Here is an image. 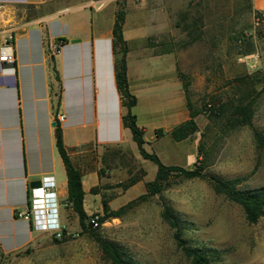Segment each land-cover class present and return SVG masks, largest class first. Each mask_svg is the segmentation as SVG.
I'll list each match as a JSON object with an SVG mask.
<instances>
[{"label": "rangeland", "instance_id": "rangeland-1", "mask_svg": "<svg viewBox=\"0 0 264 264\" xmlns=\"http://www.w3.org/2000/svg\"><path fill=\"white\" fill-rule=\"evenodd\" d=\"M248 0H117L128 26L141 28L153 55L165 56L161 71L181 79L196 132L181 142L169 133L144 145L165 165L203 166V174L234 183L236 190L264 198V149L252 129L264 137V27L255 24ZM245 92L253 102L252 127L230 128L229 112L204 114V105L227 102ZM239 96V95H238ZM216 105V106H217ZM188 120V119H187ZM185 120V121H187ZM147 142L149 134L146 133ZM131 140V139H130ZM83 172H95L92 214L103 216L102 202L119 212L96 231L55 243L50 233H34L29 246L4 255V264H112L100 243L115 246L130 264H191L175 244L161 214L168 208L178 220L186 246L202 252L209 264H264V218L246 221L240 206L216 194L209 181L170 179L160 194L141 198L156 166L141 157L134 142L117 147H89L79 158Z\"/></svg>", "mask_w": 264, "mask_h": 264}, {"label": "crops", "instance_id": "crops-1", "mask_svg": "<svg viewBox=\"0 0 264 264\" xmlns=\"http://www.w3.org/2000/svg\"><path fill=\"white\" fill-rule=\"evenodd\" d=\"M251 16L262 18L264 0H248ZM117 0H0V42L10 40L13 66L0 70V252L9 255L32 242L31 223L17 217L32 182L53 184L57 221L65 230L67 177L55 145V121L73 165L82 173L83 208L86 194L97 185L95 172H83L79 158L87 148L117 147L132 141L121 121L112 51ZM147 34L123 23L127 43V81L136 97L132 114L143 130L145 145L155 131L170 133L189 119L181 79L161 71L165 56L153 55ZM148 132L149 142L146 139ZM131 139V140H130ZM95 195V194H92ZM96 196V195H95ZM97 208H95L96 210Z\"/></svg>", "mask_w": 264, "mask_h": 264}, {"label": "trees", "instance_id": "trees-1", "mask_svg": "<svg viewBox=\"0 0 264 264\" xmlns=\"http://www.w3.org/2000/svg\"><path fill=\"white\" fill-rule=\"evenodd\" d=\"M115 16L116 18L112 30V51L115 81L120 95V104L122 109V125L130 131L132 141L136 145L141 157L152 162L156 166L155 177L152 181L146 183V194L141 198L160 194L163 190L170 186V179L172 177H178L185 180H207L216 194L223 195L227 200L241 207L246 221L249 224H256L260 219L264 218V198L262 196L236 190L234 183L231 181L223 180L216 176H205L203 174V166L194 165L193 168L187 169L175 165H165L155 154H149L145 151L143 130L136 125V117L132 114V108L136 105L137 100L136 97L130 93L127 81L126 55L128 52V46L123 39V23L125 14L123 11L117 10ZM245 97V92L240 94L233 93L232 97H230L227 102L221 103L220 105H217L216 102L212 100L204 105V114L209 118H220L224 115V113L229 112L227 123L230 128L241 126L252 127L254 112L253 102L249 100L246 101L247 98ZM187 109L189 110V119L175 127L169 133L170 138L174 142L186 140L197 130L196 123L194 121V113L191 112L190 105L188 104ZM55 126V145L63 161L67 177V198L65 204L77 215L80 228L82 232L85 233V222L89 216L86 215L83 208L84 193L82 190V173L73 165L69 158L68 152L63 145L62 134L57 121H55ZM163 134L164 133L161 130L155 131V136L157 138ZM252 134L257 147L259 149H264V137L255 129H252ZM95 191L96 189L92 188L91 194H96ZM102 211L103 216H100L99 218L100 224L107 219L117 218L119 216V212L110 210L105 201L102 202ZM161 216L173 230V239L176 246L191 259V264H209V260L202 252L195 248L186 246L185 240L181 237L178 220L173 216L172 212L168 208L163 210ZM52 239L55 243H60L65 240H59L55 237ZM100 247L103 253L111 260L112 264H130L123 259L122 253L115 246L101 242Z\"/></svg>", "mask_w": 264, "mask_h": 264}, {"label": "built area", "instance_id": "built-area-1", "mask_svg": "<svg viewBox=\"0 0 264 264\" xmlns=\"http://www.w3.org/2000/svg\"><path fill=\"white\" fill-rule=\"evenodd\" d=\"M262 18L255 16V24L260 25ZM11 49L10 40L0 42V70L3 66H13L14 57L7 50ZM65 115L57 116V122L62 123ZM53 184L48 179L40 182L38 188L29 190L24 208L17 213V217L23 218L31 223L34 232L50 233L53 237L61 240L76 237L79 233H69L63 225L57 221V207L55 194L52 192ZM99 214H91L85 222V231H96L100 227ZM82 232V230H81ZM0 264H4V254L0 252Z\"/></svg>", "mask_w": 264, "mask_h": 264}, {"label": "water", "instance_id": "water-1", "mask_svg": "<svg viewBox=\"0 0 264 264\" xmlns=\"http://www.w3.org/2000/svg\"><path fill=\"white\" fill-rule=\"evenodd\" d=\"M53 125H55V124H53ZM39 186H40V182H38V181L32 182L30 184V189H32V188H38Z\"/></svg>", "mask_w": 264, "mask_h": 264}]
</instances>
